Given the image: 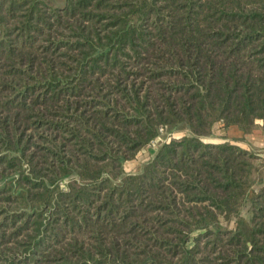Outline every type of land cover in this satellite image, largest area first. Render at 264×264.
<instances>
[{
  "label": "trees",
  "instance_id": "obj_1",
  "mask_svg": "<svg viewBox=\"0 0 264 264\" xmlns=\"http://www.w3.org/2000/svg\"><path fill=\"white\" fill-rule=\"evenodd\" d=\"M257 120L264 0H0V264H264Z\"/></svg>",
  "mask_w": 264,
  "mask_h": 264
},
{
  "label": "rangeland",
  "instance_id": "obj_2",
  "mask_svg": "<svg viewBox=\"0 0 264 264\" xmlns=\"http://www.w3.org/2000/svg\"><path fill=\"white\" fill-rule=\"evenodd\" d=\"M258 121V120H257ZM184 134V131L181 128H172V129H165L161 134V142L167 141L172 137H179ZM169 137V138H168ZM204 141H212V142H218L220 139L214 138V137H205L203 138ZM148 160V152L145 150H140L136 153V155L128 159L124 162V171L125 173H133L138 171L144 163ZM65 181H59L60 186L64 185ZM254 191L257 189V186H254ZM248 204H245L242 208L241 215L243 217L249 216V209Z\"/></svg>",
  "mask_w": 264,
  "mask_h": 264
},
{
  "label": "crops",
  "instance_id": "obj_3",
  "mask_svg": "<svg viewBox=\"0 0 264 264\" xmlns=\"http://www.w3.org/2000/svg\"><path fill=\"white\" fill-rule=\"evenodd\" d=\"M257 126L248 133H243L237 127L228 129V137L236 138L232 141L234 144L251 151L258 152L264 162V130L261 128V122L257 121Z\"/></svg>",
  "mask_w": 264,
  "mask_h": 264
},
{
  "label": "built area",
  "instance_id": "obj_4",
  "mask_svg": "<svg viewBox=\"0 0 264 264\" xmlns=\"http://www.w3.org/2000/svg\"><path fill=\"white\" fill-rule=\"evenodd\" d=\"M160 132L162 133V132H163V129H161ZM168 138H169V137H168ZM160 139H161V137H160ZM155 145H156V142H155V141H152V142H151V146H152V147H155Z\"/></svg>",
  "mask_w": 264,
  "mask_h": 264
}]
</instances>
